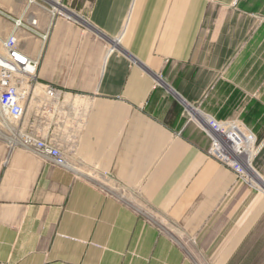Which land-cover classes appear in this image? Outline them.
Instances as JSON below:
<instances>
[{
    "label": "crops",
    "instance_id": "crops-1",
    "mask_svg": "<svg viewBox=\"0 0 264 264\" xmlns=\"http://www.w3.org/2000/svg\"><path fill=\"white\" fill-rule=\"evenodd\" d=\"M12 34L78 127L70 168L0 138V264H264V194L184 115L241 119L262 170L264 0H0Z\"/></svg>",
    "mask_w": 264,
    "mask_h": 264
},
{
    "label": "built area",
    "instance_id": "built-area-1",
    "mask_svg": "<svg viewBox=\"0 0 264 264\" xmlns=\"http://www.w3.org/2000/svg\"><path fill=\"white\" fill-rule=\"evenodd\" d=\"M20 26V23H17ZM36 63L30 60L20 49L17 37L10 35L2 42L0 55V129L7 136H15L5 128L7 124L16 125L13 129L19 135V142H9L11 147L22 145L50 161L53 166L70 168L69 156L76 148L75 136L71 132L78 125L73 121L67 109L61 106V91L51 87L39 88L36 95ZM44 95L42 102L39 97ZM27 111L31 112L32 121L28 133H21L20 121ZM196 117H191L184 107L187 123H193L207 137L209 148L207 155L222 166L231 170L239 180L245 176L246 159L251 155L250 167L259 153L255 147L254 135L239 121L234 119L218 121L198 110ZM81 125V119L78 120ZM70 137L67 143L59 142V137ZM254 138V139H252ZM253 140V141H252ZM254 169L253 167H251ZM103 177V174L101 175ZM246 179V180H245Z\"/></svg>",
    "mask_w": 264,
    "mask_h": 264
},
{
    "label": "rangeland",
    "instance_id": "rangeland-1",
    "mask_svg": "<svg viewBox=\"0 0 264 264\" xmlns=\"http://www.w3.org/2000/svg\"><path fill=\"white\" fill-rule=\"evenodd\" d=\"M1 55V54H0ZM38 92V90H35V93H37ZM187 119V118H186ZM226 120H229V119H226ZM234 120H237V121H239L241 124H243L253 135H254V133L251 131V129L247 126V125H245L244 123H243V121L241 120V119H239V118H235ZM224 121V120H223ZM11 127L14 129L15 127H16V125H11ZM18 128H19V125H18ZM254 137H255V135H254ZM255 147H259V152H260V141L259 140H256V137H255ZM259 154V153H258ZM208 156V155H207ZM209 157V156H208ZM210 158V157H209ZM256 159V158H255ZM254 159V160H255ZM246 160H250V158L248 157ZM218 163V162H217ZM221 165V164H220ZM223 167H225V166H223ZM251 167H253L254 168V170L260 175V176H262V178L264 179V167H262V170H260L259 169V167L255 164V161H253V163H252V166ZM250 167V169H249V171L250 172H252V174H253V169ZM225 168H227V167H225ZM228 169V168H227ZM82 172H84L83 171V169L81 170ZM231 171V170H230ZM91 172V171H90ZM90 172L88 173L87 171L85 172V174H90ZM232 172V171H231ZM233 173V172H232ZM92 175H94V176H97V177H99V178H101L100 180H98V181H96V180H94L93 182L95 183V184H97L99 187H101L102 189H104V190H109L110 191V188H112L113 189V191H112V193H115V194H118L120 191V189L119 188H117V187H115L112 183H110V182H108V181H104L103 180V177L101 176V175H97V174H93V173H91ZM234 174V173H233ZM235 175V174H234ZM235 177H236V175H235ZM236 179H237V181L238 182H240L241 184H243L244 186H247L249 189H252L253 191H255L256 193H263L264 194V192L258 187V186H256L255 184H253L251 181H249L248 179L249 178H247V180H246V182L244 181H242V180H239L237 177H236ZM256 183V182H255ZM103 186V187H102ZM106 186V187H105ZM117 188V189H116ZM111 189V190H112ZM111 192V191H110ZM123 194H124V199H126V196H127V199L126 200H128V201H130V202H132V201H134L136 204H139V206L143 209V210H145L146 212H148V209L145 207H143V205H142V203H140V200H139V198L137 197V195H135L134 193H132L131 191H123ZM121 197L123 198V195H121ZM149 213H150V215L151 216H153L154 217V219L157 221V222H159V223H161V224H163V225H165V226H167V228H169L173 233L175 232V230L171 227V225L167 222V221H165L164 219H162L161 217H159V216H157V215H155V213L154 212H152V211H149ZM196 264H208L207 262H200V261H196L195 262Z\"/></svg>",
    "mask_w": 264,
    "mask_h": 264
},
{
    "label": "bare ground",
    "instance_id": "bare-ground-1",
    "mask_svg": "<svg viewBox=\"0 0 264 264\" xmlns=\"http://www.w3.org/2000/svg\"><path fill=\"white\" fill-rule=\"evenodd\" d=\"M68 98V96H66V99ZM186 109H187V112L189 113V115L191 116V117H196L197 115H199L198 114V112H194L195 113V115H194V113H190L189 112V110L188 109H191L192 110V108L191 107H189V106H186ZM193 111V110H192ZM5 128H6V130L8 131V132H11L12 134H14L15 136H13V137H10V136H7V134H5L1 129H0V138L1 139H3V140H5V141H9V142H12V143H17V142H19V135L18 134H15L14 133V131H13V129L11 128V126L9 125V124H7V126H5ZM246 162V169H245V176H246V178H251V172L249 171V169H250V162H251V160H246L245 161ZM103 187V186H102ZM106 187V186H105ZM120 197H121V195H120Z\"/></svg>",
    "mask_w": 264,
    "mask_h": 264
}]
</instances>
